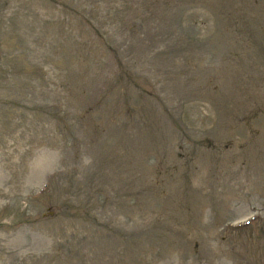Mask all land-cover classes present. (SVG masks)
I'll list each match as a JSON object with an SVG mask.
<instances>
[{
	"label": "rangeland",
	"instance_id": "obj_1",
	"mask_svg": "<svg viewBox=\"0 0 264 264\" xmlns=\"http://www.w3.org/2000/svg\"><path fill=\"white\" fill-rule=\"evenodd\" d=\"M233 4L0 1V264H264V0Z\"/></svg>",
	"mask_w": 264,
	"mask_h": 264
},
{
	"label": "bare ground",
	"instance_id": "obj_2",
	"mask_svg": "<svg viewBox=\"0 0 264 264\" xmlns=\"http://www.w3.org/2000/svg\"><path fill=\"white\" fill-rule=\"evenodd\" d=\"M6 196H7V193H4V194H3V198H6Z\"/></svg>",
	"mask_w": 264,
	"mask_h": 264
},
{
	"label": "trees",
	"instance_id": "obj_3",
	"mask_svg": "<svg viewBox=\"0 0 264 264\" xmlns=\"http://www.w3.org/2000/svg\"><path fill=\"white\" fill-rule=\"evenodd\" d=\"M233 1H234V4H235L236 0H233ZM234 4H233V6H234Z\"/></svg>",
	"mask_w": 264,
	"mask_h": 264
}]
</instances>
